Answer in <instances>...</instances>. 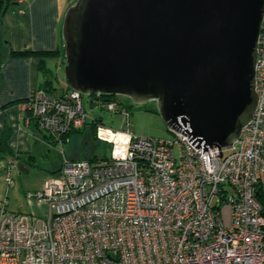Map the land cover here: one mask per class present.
I'll return each instance as SVG.
<instances>
[{
    "label": "built area",
    "instance_id": "1",
    "mask_svg": "<svg viewBox=\"0 0 264 264\" xmlns=\"http://www.w3.org/2000/svg\"><path fill=\"white\" fill-rule=\"evenodd\" d=\"M262 22L257 105L220 157L217 148H195L180 131L171 139L135 135L129 113L126 128L113 129L84 107L88 101L114 113L121 111L117 99L32 89L21 101L26 123L34 122L63 154L64 134L91 122L96 139L111 148L102 158L63 156L56 176L25 193L29 204L44 207L41 213H12L3 202L0 264H264ZM12 168L3 169L7 183Z\"/></svg>",
    "mask_w": 264,
    "mask_h": 264
},
{
    "label": "water",
    "instance_id": "2",
    "mask_svg": "<svg viewBox=\"0 0 264 264\" xmlns=\"http://www.w3.org/2000/svg\"><path fill=\"white\" fill-rule=\"evenodd\" d=\"M67 8L70 89L154 100L168 130L202 152L214 147L220 157L238 139L257 105L264 0H75Z\"/></svg>",
    "mask_w": 264,
    "mask_h": 264
},
{
    "label": "crops",
    "instance_id": "3",
    "mask_svg": "<svg viewBox=\"0 0 264 264\" xmlns=\"http://www.w3.org/2000/svg\"><path fill=\"white\" fill-rule=\"evenodd\" d=\"M74 1L24 0L11 5L2 18L6 45L16 52L60 49V55L48 57L45 61L46 66L56 75L57 71L65 67L61 31L63 16L67 7ZM39 63V56L30 54L7 56L0 65V132L5 127L12 129L9 146L27 153L29 162L35 161L32 155L35 141L50 143L49 136L44 137L34 122L26 123L27 114L23 111L20 101L26 98L32 89L39 88L42 84L44 78ZM58 83L59 79L54 85ZM18 165L21 171L27 169L25 164ZM27 203L31 211L36 213L41 212L38 209H44L41 205ZM0 208L1 216L2 207Z\"/></svg>",
    "mask_w": 264,
    "mask_h": 264
},
{
    "label": "rangeland",
    "instance_id": "4",
    "mask_svg": "<svg viewBox=\"0 0 264 264\" xmlns=\"http://www.w3.org/2000/svg\"><path fill=\"white\" fill-rule=\"evenodd\" d=\"M64 68L65 67L57 71L55 75L56 78L59 79V83L55 85L57 92L67 85L64 77ZM118 98H120L121 101V111L118 112L113 113L104 108L99 109L89 104L88 101L84 104V107L87 111L91 112L92 116L99 117L101 122H104L105 125L113 129L126 128V126H124L125 115L129 113L130 124L127 127L133 134L146 137L151 136L159 139H171L173 137V132L168 130L164 119H162L157 112L156 102L154 100H148V102L144 104H134L133 100L126 95H118ZM62 147L65 150L64 154L58 143L53 144L35 141L34 151L32 152L35 160L34 162L28 161L29 157L27 153L14 149L17 154L23 156V159H25L23 164H25L27 169L23 171L9 164V160L11 159L16 163H20V160L12 157L1 160L0 206H2L5 201L7 203L5 207H7L9 212H30L31 208L28 206L25 193L36 192V190L44 186L47 179L56 176L58 172H54V170L61 165L64 159L63 156L67 158L71 156L91 158L92 155H95L102 158L109 155L111 148L106 142H100L96 138H93L92 134H90V129L80 134H72L68 140L63 143ZM227 153L228 151L225 150V154ZM7 167H13L10 171V183H7L5 173L2 172V169ZM261 196L264 202V189L261 192ZM38 210H41V212L43 211V209Z\"/></svg>",
    "mask_w": 264,
    "mask_h": 264
},
{
    "label": "trees",
    "instance_id": "5",
    "mask_svg": "<svg viewBox=\"0 0 264 264\" xmlns=\"http://www.w3.org/2000/svg\"><path fill=\"white\" fill-rule=\"evenodd\" d=\"M14 0H0V65L4 62V60L7 58V56H18V55H38L40 58V71L43 75V82L40 85L39 88H44L48 92L52 93L53 95L59 94L63 90H66V88H69L67 85L64 88L60 89V92H57L56 86L54 85L55 81L58 80L56 76L53 74V72L46 66V58L48 57H53V56H58L61 54L60 49H53V51H47V50H41V51H13L11 47L6 45V40L3 34V22L2 18L4 14L8 11V8L16 4ZM109 99H117L120 101V98H118V95H105ZM22 101V100H20ZM19 101V102H20ZM121 102V101H120ZM90 129V134H92L93 138H96L95 130H96V124L94 122L89 123L86 125L84 128L80 130H71L67 134H64L65 140L70 137L72 134H80L83 133L85 130ZM12 129L10 127H5L1 132H0V161L7 158V157H12L15 159L20 160V163L23 165L25 159H23V156L17 154L12 147L9 146V141H10V136H11ZM47 135L46 133H43V136L45 137ZM94 157V155H92ZM82 158V157H81ZM80 157H72L71 159H81ZM18 169V165L16 167ZM60 166L54 170V172H58V169ZM3 172V169H2ZM260 196V195H259ZM261 202L264 204L261 196H260Z\"/></svg>",
    "mask_w": 264,
    "mask_h": 264
}]
</instances>
